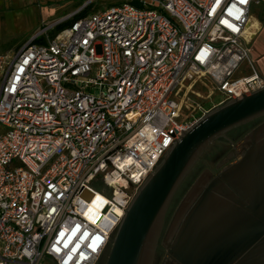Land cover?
<instances>
[{"label": "built area", "instance_id": "1", "mask_svg": "<svg viewBox=\"0 0 264 264\" xmlns=\"http://www.w3.org/2000/svg\"><path fill=\"white\" fill-rule=\"evenodd\" d=\"M253 3L117 0L0 55V264L97 263L197 121L195 109L182 114L184 85L208 80L218 106L264 88L249 48Z\"/></svg>", "mask_w": 264, "mask_h": 264}, {"label": "water", "instance_id": "2", "mask_svg": "<svg viewBox=\"0 0 264 264\" xmlns=\"http://www.w3.org/2000/svg\"><path fill=\"white\" fill-rule=\"evenodd\" d=\"M261 116L264 88L241 92L240 97L205 113L187 131L181 130L179 141L166 151L127 208L105 264H151L169 202L201 153L226 132ZM254 166L260 171L250 173L253 196L239 198L246 206V219L236 220L222 231L213 228L211 217L200 221L205 216L203 210L213 202L218 187L228 186L235 173L247 172L246 160L226 168L209 183L207 172L194 183L167 230L168 251L162 264H264V158ZM201 190L196 205L186 213V202Z\"/></svg>", "mask_w": 264, "mask_h": 264}, {"label": "rangeland", "instance_id": "3", "mask_svg": "<svg viewBox=\"0 0 264 264\" xmlns=\"http://www.w3.org/2000/svg\"><path fill=\"white\" fill-rule=\"evenodd\" d=\"M116 1L117 0H10L8 4V9L10 12L15 13L19 9H24L25 11L26 9H29L35 13L36 21L33 25V22L28 17V13L25 17L12 21L9 19V17L0 16V55L4 57L12 55L21 43L29 39L31 34L63 16L71 15L75 11H79V14L83 12V15H86L92 11L105 9L108 6L115 4ZM250 15L252 21L249 23V27L252 29H258V27H260V31L250 43L249 48L251 52V58L257 70L264 74V0H254ZM54 33L55 30L50 31L48 35L50 36ZM242 69L245 70V74L248 73L245 65L242 66ZM204 80L208 82V80ZM201 85L202 86H197L190 93L188 86L184 85L185 89L183 97H186V95L188 96L183 103V107L190 109L195 108L193 113L194 119H190V122H194L195 120H198L200 117H202V114L198 108L207 110L219 105L223 100L222 95L216 92H213L211 95L207 96L208 89L205 88L207 85ZM192 97L195 100H200L199 102H196V107L191 101V99H193ZM180 120L182 119H177V121ZM220 140L221 137L217 138L204 149L187 175L191 173L192 169L199 161L200 166H204L201 171L209 166L214 168V165L222 155L217 157L216 161L212 164L207 162L206 158L221 146ZM234 146L237 150L240 146V143L238 142ZM223 148L224 151H227L230 149V146ZM40 264H54V262L50 258L44 257Z\"/></svg>", "mask_w": 264, "mask_h": 264}, {"label": "flooded vegetation", "instance_id": "4", "mask_svg": "<svg viewBox=\"0 0 264 264\" xmlns=\"http://www.w3.org/2000/svg\"><path fill=\"white\" fill-rule=\"evenodd\" d=\"M244 128H245V132L243 136L241 138H238V135ZM220 141L222 147L220 146L216 151H214L215 154L213 160L209 163L211 164L214 163L217 157L221 155L222 156L214 165V168L209 166L199 173V175L196 177L194 182L186 190L185 194L182 196L180 201L173 208L171 216L166 222V216L168 214V211H170L171 206L174 204V198L178 192V189L182 184V182L187 178L188 176L187 174L189 173L190 170L183 178L181 184L173 194V197L171 198L166 210L164 223L156 242L151 264H162L164 259L167 257L168 250L165 241V236L172 221L173 215L175 211L178 209L179 205L183 202L184 198L191 191L194 183L201 176H203L205 172H207L210 177V179L207 182L209 183L212 179L216 178L220 173H222L226 168L237 165L240 161L246 160V164L248 166V170H246L247 172H245L242 175H237L235 173L234 177L231 178V182L229 183L228 186L223 185L218 187L216 192L213 193V197H214L213 202L203 210L207 218L211 217V220L214 221L213 228H215L216 231L229 229L234 225L236 220L240 221L242 218L246 219L247 211L246 209H244L246 206L243 207L244 203L242 204L240 199L243 197L248 198L253 194L252 186H250L249 184V181L251 180L250 173L252 171L253 172L260 171L254 165H257L259 161H261V159L264 158V116L253 119L245 124H242L238 127L231 129L221 137ZM238 142L240 143V146L236 150L234 145ZM226 146H230V149L224 151L223 147ZM202 193L203 190L199 191L197 195L194 196V199H190L189 201L186 202L187 203L185 209L186 213H189L193 209V207L196 205ZM226 197L227 198L230 197L232 198V200H226L225 199ZM243 201H245V205H246L247 201L246 200ZM111 241L100 255L96 264L106 263L111 247ZM169 242H173V240L170 239Z\"/></svg>", "mask_w": 264, "mask_h": 264}, {"label": "trees", "instance_id": "5", "mask_svg": "<svg viewBox=\"0 0 264 264\" xmlns=\"http://www.w3.org/2000/svg\"><path fill=\"white\" fill-rule=\"evenodd\" d=\"M84 13H80L77 14L76 16H74V19L77 20L85 15H83ZM67 24H63L59 27H57V29L55 30V33L61 29H63L64 27H66ZM245 132V128L240 132V134L238 135V138H241L243 136ZM215 152H213L211 155H209L206 158L207 162H211L213 160ZM204 168V166H200V161L198 163H196L195 167L192 169L191 173L187 176V178L182 182V184L180 185L178 192L174 198V204L171 206L170 211H168V214L166 216V222L168 221V219L171 216L172 210L173 208L176 206V204L180 201V199L182 198V196L185 194L186 190L190 187V185L194 182V180L196 179V177L198 176V174L200 173V171Z\"/></svg>", "mask_w": 264, "mask_h": 264}, {"label": "crops", "instance_id": "6", "mask_svg": "<svg viewBox=\"0 0 264 264\" xmlns=\"http://www.w3.org/2000/svg\"><path fill=\"white\" fill-rule=\"evenodd\" d=\"M9 2H10V0H0V16H6V17H9V19L12 21V20H16V19H19V18H23V17H25L26 16V14L28 13L29 15H28V17L31 19V21L33 22L32 24L34 25V23H35V17H36V15H35V13L34 12H32L31 10H29V9H26V11L24 10V9H19V10H17L15 13H12V12H10L9 11V9H8V4H9ZM252 21V20H251ZM257 32H256V35H257V33L260 31V27H258V29H255ZM34 34V33H33ZM33 34H31V36L33 35ZM255 35V36H256ZM30 36V37H31ZM30 37H29V39H30ZM255 38V37H254ZM26 41V40H25ZM22 44V43H21ZM20 44V45H21ZM262 74V73H261ZM262 75H264V74H262ZM215 107H218V105L217 106H215ZM215 107H213V108H215ZM213 108H210V109H207V110H205L206 112H209L210 110H212Z\"/></svg>", "mask_w": 264, "mask_h": 264}, {"label": "bare ground", "instance_id": "7", "mask_svg": "<svg viewBox=\"0 0 264 264\" xmlns=\"http://www.w3.org/2000/svg\"><path fill=\"white\" fill-rule=\"evenodd\" d=\"M194 82H188L186 85L188 86V89H189V93L192 91V90H194L197 86H202L201 84H204V85H207L205 88L206 89H208V94H207V96H209V95H211L212 94V92H213V87H212V85L209 83V82H207V81H205L201 76H199V75H197V76H195V78H194ZM204 87V86H203ZM208 87V88H207ZM184 95H182V96H180V99H181V107H182V114H183V116L184 117H186V116H188L195 108H193V109H190V108H186V107H183V103H184V101H185V99H186V97L188 96V95H186V97H183ZM182 97V98H181ZM193 98V97H192ZM191 101L195 104V107H196V102H199L200 100L198 99H191ZM210 219L209 218H207V216L205 215V216H203V218L202 219H200V221H202V222H206V221H209Z\"/></svg>", "mask_w": 264, "mask_h": 264}, {"label": "snow or ice", "instance_id": "8", "mask_svg": "<svg viewBox=\"0 0 264 264\" xmlns=\"http://www.w3.org/2000/svg\"><path fill=\"white\" fill-rule=\"evenodd\" d=\"M241 2H244V0H241Z\"/></svg>", "mask_w": 264, "mask_h": 264}]
</instances>
